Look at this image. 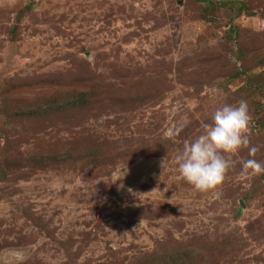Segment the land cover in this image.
<instances>
[{
    "label": "rangeland",
    "instance_id": "rangeland-1",
    "mask_svg": "<svg viewBox=\"0 0 264 264\" xmlns=\"http://www.w3.org/2000/svg\"><path fill=\"white\" fill-rule=\"evenodd\" d=\"M242 99L264 165V0H0V264H264L248 149L174 160Z\"/></svg>",
    "mask_w": 264,
    "mask_h": 264
},
{
    "label": "clouds",
    "instance_id": "clouds-1",
    "mask_svg": "<svg viewBox=\"0 0 264 264\" xmlns=\"http://www.w3.org/2000/svg\"><path fill=\"white\" fill-rule=\"evenodd\" d=\"M250 119L247 101L243 99L235 105L224 104L215 108L211 123H205L202 132L193 140H185L175 155L180 177L196 191H212L237 163L224 154L236 153L240 148H247L249 156L239 161L241 174L264 173V165L252 158L258 148L249 146Z\"/></svg>",
    "mask_w": 264,
    "mask_h": 264
}]
</instances>
